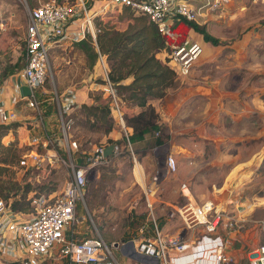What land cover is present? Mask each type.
Instances as JSON below:
<instances>
[{"label": "rangeland", "instance_id": "1", "mask_svg": "<svg viewBox=\"0 0 264 264\" xmlns=\"http://www.w3.org/2000/svg\"><path fill=\"white\" fill-rule=\"evenodd\" d=\"M37 1L0 0V85L10 75H3L8 68L24 62L28 9ZM187 1L195 8L201 7L197 22L219 38L220 44L203 43V53L190 75L176 77L175 85L167 89L162 99L149 101L161 131L147 134L146 140L130 146L125 130L113 116L112 130L106 134L105 126L89 125L80 107L95 101L104 103L106 98L100 83L105 74L98 58L89 67L85 52L70 40L49 50L53 82L45 85L48 91L55 87L59 92L69 89L77 94L79 104L74 110L72 135L80 149L88 154L108 138L118 145L115 156L88 172L85 207L83 203L78 207V214L84 216L79 225L82 236L99 235L108 245L123 243L127 231L132 239H137L141 225H152L148 199L153 202L159 229H165L167 223L181 229L176 207L187 201L180 193L182 183L189 186L192 202L214 199L233 209V201L239 200V208L245 210L251 205L253 210L255 204L264 205V0H228L215 9L204 5L206 0ZM129 14L135 15L130 9L124 12L123 7L117 6L98 18L102 23L123 28ZM191 34L200 39L199 34ZM157 57L162 59L163 55L159 53ZM103 60L108 73L110 63L105 56ZM120 104L124 119L143 110L128 102ZM131 132L132 129L128 136ZM18 137L24 134L9 132L0 143L11 145L21 156L25 146L18 143ZM155 137L163 143L152 146ZM169 156L174 159V170L167 165ZM0 165L4 167L0 177L16 181L19 194L26 182L40 192L59 191L67 174L62 165L22 175L11 155L8 163ZM136 165L141 167L143 182ZM260 212L255 216L264 218ZM182 233L180 230L179 236ZM239 246L236 240L229 250ZM112 251L118 264H144L118 249ZM51 262L68 264L57 258Z\"/></svg>", "mask_w": 264, "mask_h": 264}, {"label": "built area", "instance_id": "2", "mask_svg": "<svg viewBox=\"0 0 264 264\" xmlns=\"http://www.w3.org/2000/svg\"><path fill=\"white\" fill-rule=\"evenodd\" d=\"M227 1L209 0L204 5L215 9ZM117 6L145 15L167 37L168 50L162 52V59L177 77L189 76L203 53L202 42L174 30L182 18L197 21L201 7L195 8L187 0H38L29 7L24 65L0 85V124L21 122L25 126V150L20 161L25 169L63 165L67 174L61 190L29 194L28 212L13 210L0 199V264H41L56 258L68 264H118L112 249L120 250L128 242L108 245L99 235L82 236L79 225L84 216L78 214V207L80 203L85 207L88 172L115 156L118 145L113 143V152L107 157L103 154L107 144L96 146L85 155V163L79 164L76 152L80 146L72 135L77 94L69 89L59 92L55 87L48 91L45 85L53 82L49 50L66 40L78 43L87 35L95 42L99 31L95 17ZM97 53L98 65L105 74L101 88L110 98L112 115L125 130L130 146L116 90L108 79L103 56ZM23 86L30 90L28 95L22 94ZM167 165L175 169L171 156ZM180 193L187 201L176 207L179 219L187 228L199 229V239L185 241L178 235L164 234L153 214V202L148 199L152 228L145 224L138 228V238L129 240L134 250L156 258L158 264H238L229 248L241 227L236 215L241 202L233 201V209L214 199L192 202L186 183L180 185ZM183 255L188 257L185 262ZM243 264H264V244L257 245Z\"/></svg>", "mask_w": 264, "mask_h": 264}, {"label": "trees", "instance_id": "3", "mask_svg": "<svg viewBox=\"0 0 264 264\" xmlns=\"http://www.w3.org/2000/svg\"><path fill=\"white\" fill-rule=\"evenodd\" d=\"M129 8L123 7V11H128ZM133 12V11H132ZM135 14V13H134ZM102 19V17H100ZM95 25L99 30L96 34L95 42L90 35L77 43V45L85 52L88 66L92 67L98 58V53L105 56L109 64V72L107 73L109 81L116 90V95L119 100L120 110L122 109L121 102H128L134 106L143 108L137 114H131L124 122L127 128H131L132 132L128 136L130 145L136 142L146 140L147 134H153L161 131V126L158 122V116L154 107L149 104L151 99H162L167 89L173 87L176 83L175 71L166 63V60L159 59L157 55L168 50L167 37L162 35L157 26L149 21L142 14H129L128 22L123 28L110 26L102 23L98 16L95 17ZM103 20V19H102ZM174 30L181 33L184 37L188 30H192L202 37V40L211 45L220 44V39L212 35L204 24L197 21H188L182 18L178 24L174 25ZM24 62L16 63L12 68H8L3 73L4 77L21 69ZM129 79V83L124 84L123 81ZM104 83V79L100 80ZM110 98H105L104 103L95 101L94 104H82L80 107L84 111L87 122L93 128L105 126V133L109 134L112 130V112L110 109ZM123 118L125 112H123ZM21 127L20 122H12L9 124H0V139L8 134H17ZM19 143V139L17 140ZM114 140L108 138L104 144H113ZM163 143L160 137H155L152 146H158ZM0 150L3 157L0 158V163H8L11 158L15 160V168L22 171V175L32 174L33 169H25L21 166V156L16 155V150H12L11 145L4 146L0 143ZM5 150V151H4ZM62 155H65L61 151ZM79 164H84L86 153L79 149L76 152ZM4 167L0 165V171ZM18 184L16 181L8 180L0 177V199L10 204L13 210L28 212L31 210L28 200L30 192L36 194L49 193V191H37L32 189L30 182H26L23 186L22 194H19ZM159 226L160 225L159 222ZM152 228V225L151 227ZM123 242L132 239L129 231ZM55 264L51 259L45 260L41 264Z\"/></svg>", "mask_w": 264, "mask_h": 264}, {"label": "crops", "instance_id": "4", "mask_svg": "<svg viewBox=\"0 0 264 264\" xmlns=\"http://www.w3.org/2000/svg\"><path fill=\"white\" fill-rule=\"evenodd\" d=\"M207 1L209 0H206V2ZM191 33H195V32L192 30H188L187 36L194 40L202 42V44L205 43L202 40V37L200 35H199L200 37L199 39L198 37L192 36ZM127 129L129 131L127 133H130L131 128H127ZM17 134H24V137L22 138L18 137L19 142L22 143L25 140V137L27 134V130L25 129V126H23L22 123H21V127L18 129ZM137 175L139 176V180L143 182V177L141 176L142 175L141 167H139V165L137 166ZM240 204H242V202ZM251 206L247 210L238 207L239 212H236V215H238L239 219L241 220L240 222L241 227L237 230V233L234 234L231 245H233L234 241L237 240L240 243V246L236 250L231 248L230 253L232 254L234 260L238 262V264H243V262L247 260L248 256L252 253L255 247L264 242V218L255 216L256 213H261L260 211L264 213V209H262L264 208V205L255 204V206L253 205L255 207L254 210L251 209ZM181 224L183 225V227L181 229H177V228H174V226L171 225V223H167L166 228L162 229V231L164 234L169 235V236H175V235L179 236L180 230H183L182 236L180 237H182L185 241L187 240L192 241L193 239L196 240L197 238L199 239L201 235V232L199 229L187 228L182 222ZM164 231H167V233ZM181 259H182V262H185L188 259V257L183 255ZM126 264H130V263L126 262Z\"/></svg>", "mask_w": 264, "mask_h": 264}, {"label": "water", "instance_id": "5", "mask_svg": "<svg viewBox=\"0 0 264 264\" xmlns=\"http://www.w3.org/2000/svg\"><path fill=\"white\" fill-rule=\"evenodd\" d=\"M21 92L23 95H28L30 93V90L26 87L23 86L21 88ZM114 149V145L113 144H109L107 145L104 150H103V154L105 157L109 156L112 154ZM118 245L115 244V247H117ZM120 251L122 252V254L124 256H127L135 261L144 263V264H158V260L156 258L153 257H147L144 256L142 254L137 253L134 248H133V243L132 241H128L125 246L120 248Z\"/></svg>", "mask_w": 264, "mask_h": 264}]
</instances>
